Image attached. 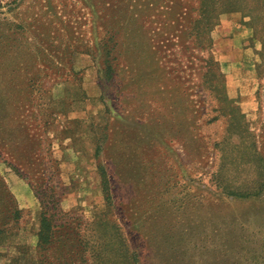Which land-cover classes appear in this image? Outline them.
<instances>
[{"label": "rangeland", "instance_id": "1", "mask_svg": "<svg viewBox=\"0 0 264 264\" xmlns=\"http://www.w3.org/2000/svg\"><path fill=\"white\" fill-rule=\"evenodd\" d=\"M0 264H264V0H0Z\"/></svg>", "mask_w": 264, "mask_h": 264}, {"label": "trees", "instance_id": "2", "mask_svg": "<svg viewBox=\"0 0 264 264\" xmlns=\"http://www.w3.org/2000/svg\"><path fill=\"white\" fill-rule=\"evenodd\" d=\"M47 227H48V225H46V219H45V217L43 215H41L40 216L39 231H38V238L40 240H43L44 243H45V241H46V239L48 237L47 235L44 234L46 232Z\"/></svg>", "mask_w": 264, "mask_h": 264}]
</instances>
